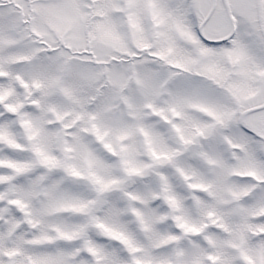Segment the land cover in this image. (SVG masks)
I'll return each mask as SVG.
<instances>
[{
	"label": "snow or ice",
	"instance_id": "obj_1",
	"mask_svg": "<svg viewBox=\"0 0 264 264\" xmlns=\"http://www.w3.org/2000/svg\"><path fill=\"white\" fill-rule=\"evenodd\" d=\"M0 264H264V0H0Z\"/></svg>",
	"mask_w": 264,
	"mask_h": 264
}]
</instances>
